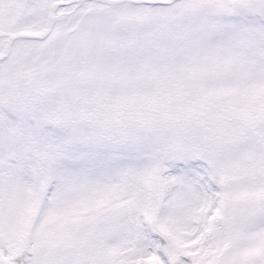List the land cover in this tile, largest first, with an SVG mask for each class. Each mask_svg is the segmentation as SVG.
Returning <instances> with one entry per match:
<instances>
[{"label":"snow or ice","instance_id":"snow-or-ice-1","mask_svg":"<svg viewBox=\"0 0 264 264\" xmlns=\"http://www.w3.org/2000/svg\"><path fill=\"white\" fill-rule=\"evenodd\" d=\"M0 264H264V0H0Z\"/></svg>","mask_w":264,"mask_h":264}]
</instances>
